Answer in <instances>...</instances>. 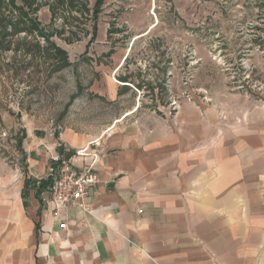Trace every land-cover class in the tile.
I'll use <instances>...</instances> for the list:
<instances>
[{
	"label": "crops",
	"instance_id": "obj_1",
	"mask_svg": "<svg viewBox=\"0 0 264 264\" xmlns=\"http://www.w3.org/2000/svg\"><path fill=\"white\" fill-rule=\"evenodd\" d=\"M178 109L31 136L23 171L0 165V264H264V114ZM88 147L100 152L92 212L57 207L51 156L83 169Z\"/></svg>",
	"mask_w": 264,
	"mask_h": 264
},
{
	"label": "rangeland",
	"instance_id": "obj_2",
	"mask_svg": "<svg viewBox=\"0 0 264 264\" xmlns=\"http://www.w3.org/2000/svg\"><path fill=\"white\" fill-rule=\"evenodd\" d=\"M185 101L264 114V0H0V165L23 171L31 136Z\"/></svg>",
	"mask_w": 264,
	"mask_h": 264
},
{
	"label": "built area",
	"instance_id": "obj_3",
	"mask_svg": "<svg viewBox=\"0 0 264 264\" xmlns=\"http://www.w3.org/2000/svg\"><path fill=\"white\" fill-rule=\"evenodd\" d=\"M59 131L63 129L59 128ZM77 156L91 157V159L86 160L81 169L72 158L67 159L58 154L52 156L49 167L52 176L47 189L50 200L56 206L79 207L90 212L91 208L87 199L100 182L99 174L95 171L100 152H91L88 147L79 151ZM60 228L65 229L66 224H60Z\"/></svg>",
	"mask_w": 264,
	"mask_h": 264
},
{
	"label": "trees",
	"instance_id": "obj_4",
	"mask_svg": "<svg viewBox=\"0 0 264 264\" xmlns=\"http://www.w3.org/2000/svg\"><path fill=\"white\" fill-rule=\"evenodd\" d=\"M74 1V0H73ZM31 4H33L32 2H31ZM32 6V5H31ZM31 22H33L32 20H30ZM34 23V22H33ZM57 52L61 55V53H62V55L63 56H65L66 55V53H64L63 51H61V50H59V49H57ZM56 52V53H57ZM127 82H129V81H127ZM74 99H75V97H73ZM46 183H48V182H46ZM29 185H31L30 184V182H25V186L24 187H26V190H24V193H23V196L25 197V196H27L28 194H29V191H30V189H29ZM48 185H49V183L47 184V188H48ZM29 189V190H28ZM46 190V189H45ZM39 192L40 191H38L37 192V197H38V194H39ZM37 229H39V226H37Z\"/></svg>",
	"mask_w": 264,
	"mask_h": 264
}]
</instances>
